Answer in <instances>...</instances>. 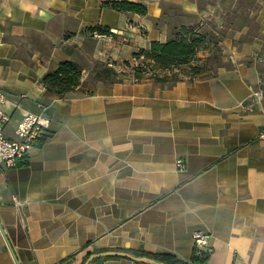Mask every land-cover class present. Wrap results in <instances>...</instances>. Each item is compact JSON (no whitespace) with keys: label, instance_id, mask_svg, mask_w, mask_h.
<instances>
[{"label":"crops","instance_id":"obj_1","mask_svg":"<svg viewBox=\"0 0 264 264\" xmlns=\"http://www.w3.org/2000/svg\"><path fill=\"white\" fill-rule=\"evenodd\" d=\"M108 1L0 0L6 134L29 114L50 120L43 144L0 168V264H85L105 251L190 262L196 233L207 236V264H264V0L257 31L224 41L226 67L165 88L93 81L89 67L167 42L202 20L204 0H125L145 16ZM98 27L118 41L94 38ZM64 61L82 68V84L47 92L42 78Z\"/></svg>","mask_w":264,"mask_h":264},{"label":"trees","instance_id":"obj_2","mask_svg":"<svg viewBox=\"0 0 264 264\" xmlns=\"http://www.w3.org/2000/svg\"><path fill=\"white\" fill-rule=\"evenodd\" d=\"M106 6L122 13H135L141 16L148 13L144 4L125 0L108 1ZM255 7L257 10L258 4ZM95 31L111 32V30L101 27L90 28V33L93 34ZM226 38L227 36L223 32L215 28L211 31H204V24L201 22L190 26L175 27L172 38L167 42L153 41L148 49H141L133 53V58L136 61H141L133 68L135 79L137 82L151 79L162 84V87L165 88L172 87L188 78L193 80L203 75H215L220 68L226 67L225 57L222 48H220ZM210 46L216 48L214 53L209 55ZM200 54L203 55L200 56ZM83 74L82 68L77 63L64 61L59 64L54 72L46 74L41 82L47 92L63 96L76 91L82 84ZM117 76L118 73L115 70L102 63L96 64L94 77L97 82L110 85L122 83L115 80ZM128 253L163 264H207L208 260V255L204 251L198 252L196 250L190 262L174 260L161 254H147L142 251H129ZM107 259L117 258L110 257ZM96 261L94 260L92 263Z\"/></svg>","mask_w":264,"mask_h":264},{"label":"rangeland","instance_id":"obj_3","mask_svg":"<svg viewBox=\"0 0 264 264\" xmlns=\"http://www.w3.org/2000/svg\"><path fill=\"white\" fill-rule=\"evenodd\" d=\"M234 2H237L234 4ZM260 2V0H204L201 4V11H202V20L200 22L204 24V31H211L213 28L223 32L227 38L226 39H232L233 43H235L234 36L236 35L237 31L244 29V26L249 25V30L252 31V33L257 31V24L255 21V16H252L253 13L256 11V5ZM198 22H196L197 24ZM222 26V27H221ZM98 32V31H95ZM94 32V33H95ZM94 33L92 36L94 37ZM102 33V32H99ZM110 33V32H109ZM106 33V34H109ZM120 35H116L113 37L112 41H103L107 44H115L118 41V38ZM95 38V37H94ZM97 39V38H96ZM225 39V40H226ZM99 40V39H97ZM224 40V41H225ZM220 45L225 57V60L227 57H229L230 60V53H226V46L224 44ZM216 47L210 46L211 51H209L210 54L214 53ZM207 54V55H208ZM203 54H200L202 56ZM128 62V63H127ZM102 63L109 68L115 70L118 73V76L115 78L118 82H129V81H136L134 76L133 68L134 66H137L141 63V61H136L132 57L129 60H125L120 64V66H117L115 63H109V62H93V64L89 67L90 72V78L92 77L93 81H96V78L94 77V69L96 64ZM112 64V66H110ZM210 75V74H208ZM203 75L200 77L208 76ZM199 77V78H200ZM183 78V77H182ZM198 78H195L193 80L185 79V81H194ZM83 82V81H82ZM162 86V84L157 83Z\"/></svg>","mask_w":264,"mask_h":264},{"label":"built area","instance_id":"obj_4","mask_svg":"<svg viewBox=\"0 0 264 264\" xmlns=\"http://www.w3.org/2000/svg\"><path fill=\"white\" fill-rule=\"evenodd\" d=\"M116 35H121V32L113 30L109 34L94 33L95 38L108 42L112 41ZM254 95L259 98L263 96L262 92H255ZM0 102H5V95L1 91ZM9 122V114L0 106V168L2 169L17 167L29 156L34 147L43 144L50 136V120L44 115L29 114L20 120L15 129L14 137H9L6 134V127ZM179 165L183 166L182 161L179 162ZM16 203L19 204V202ZM194 239L196 251L203 246L207 248V236L196 233Z\"/></svg>","mask_w":264,"mask_h":264},{"label":"water","instance_id":"obj_5","mask_svg":"<svg viewBox=\"0 0 264 264\" xmlns=\"http://www.w3.org/2000/svg\"><path fill=\"white\" fill-rule=\"evenodd\" d=\"M110 257H115V258L125 257V258H129V259L135 260V261L140 262V263L160 264V263H157L154 260H150L146 257L134 256L128 252H123V251H105V252H101L98 254L90 255V257L88 258V260L86 261L85 264H90L91 262H93L96 259L110 258Z\"/></svg>","mask_w":264,"mask_h":264}]
</instances>
